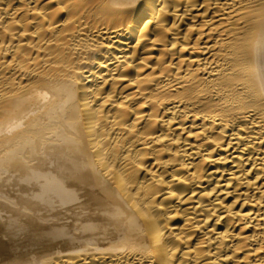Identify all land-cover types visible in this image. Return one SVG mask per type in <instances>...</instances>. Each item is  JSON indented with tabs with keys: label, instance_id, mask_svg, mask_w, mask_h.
<instances>
[{
	"label": "bare ground",
	"instance_id": "obj_1",
	"mask_svg": "<svg viewBox=\"0 0 264 264\" xmlns=\"http://www.w3.org/2000/svg\"><path fill=\"white\" fill-rule=\"evenodd\" d=\"M0 264H264V0H0Z\"/></svg>",
	"mask_w": 264,
	"mask_h": 264
}]
</instances>
